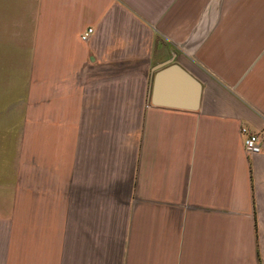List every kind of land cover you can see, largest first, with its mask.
<instances>
[{
  "label": "crops",
  "instance_id": "1",
  "mask_svg": "<svg viewBox=\"0 0 264 264\" xmlns=\"http://www.w3.org/2000/svg\"><path fill=\"white\" fill-rule=\"evenodd\" d=\"M0 264H264V0H0Z\"/></svg>",
  "mask_w": 264,
  "mask_h": 264
},
{
  "label": "water",
  "instance_id": "2",
  "mask_svg": "<svg viewBox=\"0 0 264 264\" xmlns=\"http://www.w3.org/2000/svg\"><path fill=\"white\" fill-rule=\"evenodd\" d=\"M201 84L176 63L159 69L154 77L151 103L154 106L197 110Z\"/></svg>",
  "mask_w": 264,
  "mask_h": 264
},
{
  "label": "built area",
  "instance_id": "3",
  "mask_svg": "<svg viewBox=\"0 0 264 264\" xmlns=\"http://www.w3.org/2000/svg\"><path fill=\"white\" fill-rule=\"evenodd\" d=\"M92 32L91 28H88L85 32L81 34L82 40H87L90 33ZM242 135V144L246 154L254 155L258 154L261 151V136L258 132L252 131L247 127L243 126L241 128Z\"/></svg>",
  "mask_w": 264,
  "mask_h": 264
}]
</instances>
